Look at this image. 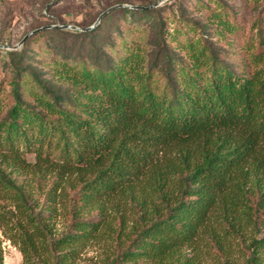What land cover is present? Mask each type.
<instances>
[{
  "label": "trees",
  "instance_id": "obj_1",
  "mask_svg": "<svg viewBox=\"0 0 264 264\" xmlns=\"http://www.w3.org/2000/svg\"><path fill=\"white\" fill-rule=\"evenodd\" d=\"M157 1L106 0L103 9ZM194 1L205 9L200 19L182 5L177 18L197 27L196 41L178 27L169 33L165 1L113 9L92 30L43 29L5 51L14 104L0 142L24 144L36 161L15 170L31 166L51 183L34 199L0 168V192L20 216L7 232L22 264H76L87 243L103 240L104 264H201L182 251L202 235L212 238L215 264H237L236 251L242 264H264L263 12L248 24L257 0ZM45 6L52 12L54 2ZM127 23L147 25L143 46L128 47ZM29 47L54 55L50 79L24 66L35 56ZM25 75L41 89L30 102ZM3 154L0 163L15 166ZM59 208L70 216L64 233Z\"/></svg>",
  "mask_w": 264,
  "mask_h": 264
},
{
  "label": "rangeland",
  "instance_id": "obj_2",
  "mask_svg": "<svg viewBox=\"0 0 264 264\" xmlns=\"http://www.w3.org/2000/svg\"><path fill=\"white\" fill-rule=\"evenodd\" d=\"M46 1L47 0H0V45L7 47L10 46L9 48L11 49L16 48L17 44L27 33L36 30L40 25H62L56 22L57 17H61V19L64 20V25L79 27L78 24L91 23L104 11L103 6L105 5L104 1L106 0H51L52 3L54 2V7H52L54 15L46 9ZM132 2L138 4L140 0H132ZM166 2L167 4L164 7L162 15L165 18L166 27L169 33L175 34V29L178 27L179 33L180 31L182 32L181 36L187 33L188 37H194V40L196 41V39L199 38L197 27H194L190 22L184 21L183 18H177L180 15V5H182V9L185 10L184 14L186 17L195 20L200 19L204 14L205 9L200 3H196L194 0H168ZM257 3L258 7L256 10L249 8L248 11L244 13L248 24L252 23L261 12H263L262 17L264 18V0H257ZM211 5H214L213 2H211ZM126 25L127 27L122 31L123 35L127 38L128 47L132 48V41L139 46H143L146 40L147 25L145 23L137 27L132 25H129L128 27V23ZM212 39L217 40L218 37L213 35ZM173 46H177V44L174 43ZM0 50L1 123L5 120L9 108L14 104V97L11 92L12 83H10L13 77V72L10 69L9 60L5 52L7 49ZM34 53L35 56L33 58L25 59L24 66H29L35 70L37 69L36 71H39L38 74H41L43 79H50V74L47 71L53 67L52 62L54 55H50L44 50L36 54V50H34L33 47H29L28 55L31 56ZM238 62H241V60L238 59L237 63ZM25 78V88L22 90V95L26 101L30 102L34 100V94L40 93L41 89L29 76L25 75ZM0 150V159L2 155H5L3 153L8 152L11 156L18 158L15 166L11 165L10 167H6L4 164L0 163V168L6 172L9 177L15 179L18 184L26 186L29 191H31V187L34 199L40 198L43 200L46 191L51 186L50 178H48L47 181H43L40 178L38 179V175L41 173H38L36 169L31 168V166L27 168L26 171L22 169L15 170V167L19 165L23 167L25 163L33 164L36 161L35 154L33 152H28L26 146L19 141L12 143L11 146H7L3 144L1 140ZM50 159H52L51 156ZM34 177L35 180L33 181L32 178ZM31 180L33 181L32 184L28 185V181ZM14 211L13 202L8 199L4 193L0 192V214L5 213L3 216L4 220L0 219V244L3 251V264H22L23 261L21 253L10 241V238H8L9 233L7 232V228L14 224L18 220V217H20L19 215H13L12 212ZM58 211L60 216L56 224V230L59 233H64L67 231V225L70 223V216L66 215L63 219L61 214L63 212L66 213V210L59 208ZM128 215L131 219L132 216L129 212ZM211 221L214 222L213 219ZM125 225L130 227L131 220ZM240 241L241 239H239L238 236H233L231 240L233 244H238ZM195 242L196 244H193L192 246H183L182 252L184 255L188 258L195 259L197 262H201V264H215V258H217V256L214 254V251L211 252L209 247V245L213 243L211 236L202 235L201 237L196 238ZM108 245L109 243L104 240L100 243L95 241L87 243L80 251L79 259L76 261V264H104L105 259L108 256L105 252ZM244 257V252L239 251L234 252L232 255V259L235 260L237 264H242Z\"/></svg>",
  "mask_w": 264,
  "mask_h": 264
},
{
  "label": "water",
  "instance_id": "obj_3",
  "mask_svg": "<svg viewBox=\"0 0 264 264\" xmlns=\"http://www.w3.org/2000/svg\"><path fill=\"white\" fill-rule=\"evenodd\" d=\"M165 1L167 0H158L156 3L151 4V5H147V6H133V5H127V4H118V5H114L111 6L109 8H107L105 11H103L98 18L96 19V21L94 22V24L88 28L85 29H81L78 28L76 26L73 25H50V26H45V27H41L39 29H36L34 31H30L29 33H27L23 39L17 44L16 48H19L24 41L27 39L28 36H30L31 34L41 31L43 29H51V28H58L61 30H76V31H87V30H92L94 29L100 22V20L103 18L104 15H106L107 13H109L111 10L116 9V8H128V9H140V10H146V9H152V8H156L158 6H160L161 4H163ZM0 49H11L7 46L4 45H0ZM15 49V48H13Z\"/></svg>",
  "mask_w": 264,
  "mask_h": 264
}]
</instances>
